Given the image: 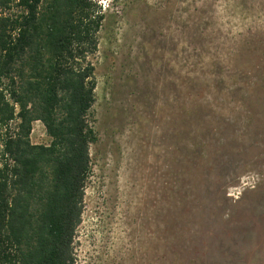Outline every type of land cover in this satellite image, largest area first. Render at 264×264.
Here are the masks:
<instances>
[{"label": "rangeland", "instance_id": "374dc122", "mask_svg": "<svg viewBox=\"0 0 264 264\" xmlns=\"http://www.w3.org/2000/svg\"><path fill=\"white\" fill-rule=\"evenodd\" d=\"M92 1L74 264H264V0Z\"/></svg>", "mask_w": 264, "mask_h": 264}, {"label": "trees", "instance_id": "16d2710c", "mask_svg": "<svg viewBox=\"0 0 264 264\" xmlns=\"http://www.w3.org/2000/svg\"><path fill=\"white\" fill-rule=\"evenodd\" d=\"M103 19L92 0H0V264L75 263Z\"/></svg>", "mask_w": 264, "mask_h": 264}]
</instances>
